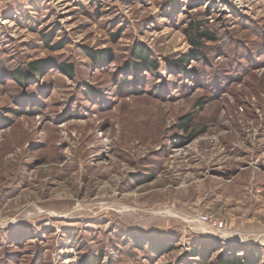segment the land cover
<instances>
[{
  "label": "rangeland",
  "instance_id": "1",
  "mask_svg": "<svg viewBox=\"0 0 264 264\" xmlns=\"http://www.w3.org/2000/svg\"><path fill=\"white\" fill-rule=\"evenodd\" d=\"M0 65V264H264V0H0Z\"/></svg>",
  "mask_w": 264,
  "mask_h": 264
},
{
  "label": "trees",
  "instance_id": "2",
  "mask_svg": "<svg viewBox=\"0 0 264 264\" xmlns=\"http://www.w3.org/2000/svg\"><path fill=\"white\" fill-rule=\"evenodd\" d=\"M204 38H208V36L204 35V31L202 30L201 25H196L194 27V31L192 32V36H191L192 44L196 47H199L198 42H200V40H203ZM133 55H134V61L137 63V65L146 66L148 67L149 70L152 71H158L157 65L153 62L148 52L145 51L142 47L136 48ZM89 56L96 64L103 65L105 64V62L108 61L106 54H104L103 52L90 54ZM46 67L47 66L41 62H34L28 66L29 69L27 72L26 71L24 72L22 70H15L12 76L15 78V80L18 83L21 84V82H23L25 78L31 74H35L36 77H38L40 74H42V72ZM181 68L183 70V65ZM62 70H64V72L69 76H72L71 66L69 65L65 66V68ZM4 74H8V73L6 72V70L2 69L0 65V75H4ZM219 250L221 252L216 256L215 261H210V259L212 258V254H214L213 249L210 250L207 254H202L200 252L194 251L193 252L194 257L199 258L197 263L194 264H261L262 262L261 257L255 253L251 254L250 257H248L247 253L240 254V252L231 251L228 254H226L224 250L222 249Z\"/></svg>",
  "mask_w": 264,
  "mask_h": 264
}]
</instances>
